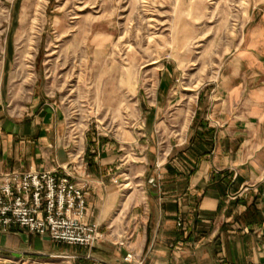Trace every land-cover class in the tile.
<instances>
[{
	"label": "crops",
	"instance_id": "0c3cea01",
	"mask_svg": "<svg viewBox=\"0 0 264 264\" xmlns=\"http://www.w3.org/2000/svg\"><path fill=\"white\" fill-rule=\"evenodd\" d=\"M246 20L192 117L188 108L183 141L143 165L139 200L112 183L108 150L72 166L60 109L44 102L14 118L0 103V175L64 167L86 185L85 221L105 234L86 249L13 226L0 230V264H132L130 251L143 264H264V0Z\"/></svg>",
	"mask_w": 264,
	"mask_h": 264
},
{
	"label": "rangeland",
	"instance_id": "374dc122",
	"mask_svg": "<svg viewBox=\"0 0 264 264\" xmlns=\"http://www.w3.org/2000/svg\"><path fill=\"white\" fill-rule=\"evenodd\" d=\"M251 1L0 0L3 112L60 109L72 166L108 150L112 183L139 200L143 165L183 141L188 108L238 46Z\"/></svg>",
	"mask_w": 264,
	"mask_h": 264
},
{
	"label": "built area",
	"instance_id": "2783aa9c",
	"mask_svg": "<svg viewBox=\"0 0 264 264\" xmlns=\"http://www.w3.org/2000/svg\"><path fill=\"white\" fill-rule=\"evenodd\" d=\"M85 186L78 184L73 173L64 167L62 171L2 173L0 230L17 226L39 235L47 234L56 243L93 248L105 234L85 221ZM176 225L183 226L179 219ZM118 244L124 245L125 241ZM124 256L126 262L143 264V258L131 251Z\"/></svg>",
	"mask_w": 264,
	"mask_h": 264
}]
</instances>
